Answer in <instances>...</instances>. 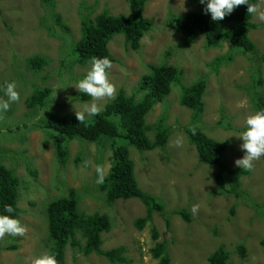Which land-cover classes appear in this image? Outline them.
<instances>
[{
  "label": "rangeland",
  "instance_id": "rangeland-1",
  "mask_svg": "<svg viewBox=\"0 0 264 264\" xmlns=\"http://www.w3.org/2000/svg\"><path fill=\"white\" fill-rule=\"evenodd\" d=\"M54 1V12L70 29L67 33L56 24L42 0H0V86L15 80L21 95V100L0 116V163L19 179L18 218L27 228L24 236L6 235L0 239V264H31L34 257L48 252L46 204L58 197L75 199L85 214H107L112 227L102 234V250L125 248L126 262L111 263L96 254L85 256L67 245L66 264H156L150 254L154 244L152 226L158 231L157 242L166 244L171 264H208L207 256L219 246L228 252L231 264H264V247L260 245L264 238V206H260L264 204V157L254 161L250 174L241 179L245 193L238 197L222 193L213 181L215 167L198 163L195 147L182 130L190 121L191 111L179 105L180 85H173L170 94L146 116L147 125L161 115L166 117V126L171 130L165 152L155 149L139 153L132 147L128 151L139 188L160 199L167 212L186 209L189 223L170 215L166 225L163 217L154 213L152 221L139 231L134 222L145 215V206L137 199L108 204L97 188L96 166H111L110 142L105 140L99 146L66 140L35 126L50 113H75L74 108L79 110L82 102L91 101L71 86L89 68V61H75L71 49L81 37V14L91 18L103 10L113 15L128 14L127 0ZM255 5L258 13L251 18L255 27L250 28L248 37L264 54V20L259 18L264 13V0ZM197 7L195 0H145L143 13L152 20L153 27L135 51L120 34L110 40L108 49L114 58L110 78L117 91L122 88L136 98L141 96L136 94L138 82L150 64L166 61L181 68L185 86L203 78L204 112L197 126L214 140L230 142L223 161L236 168L235 161L243 158L244 152L242 141L232 136L243 130L245 118L254 112L249 98L252 90L264 92V60L245 55L228 43L205 49L202 36L187 44L182 34L173 31L169 15L185 14ZM224 54L231 55L232 60L219 66L211 64L216 56ZM35 55L46 61L39 70L28 63ZM256 73L263 86L257 85ZM36 86H48L52 92L45 107L29 109L26 100ZM113 98L96 103L102 109ZM221 108L225 123H230L233 130L217 125ZM148 136L151 138V133ZM178 138L183 140L180 147L175 143ZM54 141L67 146L63 164ZM109 168H105L106 174ZM193 205H199L196 213L192 212ZM10 245L16 248L7 249ZM237 245L245 248V256L236 251Z\"/></svg>",
  "mask_w": 264,
  "mask_h": 264
},
{
  "label": "trees",
  "instance_id": "trees-1",
  "mask_svg": "<svg viewBox=\"0 0 264 264\" xmlns=\"http://www.w3.org/2000/svg\"><path fill=\"white\" fill-rule=\"evenodd\" d=\"M257 1L249 0V3L256 4ZM42 2L54 16L56 24L65 33L69 32L70 29L64 24L60 15L54 12L55 1L42 0ZM195 2L198 6L196 10L185 14L169 15L173 31L182 34L187 44L202 36L205 49L228 43L245 55L264 60V54L258 52L255 43L248 37V31L255 25L251 22L252 14L248 13L247 5L236 7L222 21L214 22L210 14L204 13V6L199 3V0ZM127 3V15H113L107 10H103L92 18L81 14V37L71 47L73 54L76 55L77 63L84 64L94 56H107L114 62L108 44L115 35L119 34L123 36L125 44L131 50L139 49L141 39L152 29L153 22L144 16L145 0H127ZM231 60V55L224 54L216 56L211 64L219 66ZM28 63L32 69L39 70L46 61L42 56L35 55L28 59ZM147 70L148 72L140 78L136 88V94L141 95L138 98L135 94L127 95L124 89L120 88L115 97L103 106L99 115L90 117L83 123L78 121L75 113H50L41 119L38 125H35L66 140L78 139L99 146L103 145L105 140L110 142L111 166L104 183L98 184L97 188L104 194L108 204L117 200L137 199L145 206V215L134 222L139 231L152 221L154 213L163 217L166 225H169L170 215L180 216L185 222H191L190 214L186 209H174L167 212L160 199L139 188L135 178L134 163L128 151V148L132 147L139 153L155 149L165 152L171 130L166 126V117L161 115L152 125H147L146 116L157 103L163 102L170 94L173 85H180L181 88L179 105L191 111L190 121L186 126L183 125L182 130L195 147L198 163L215 167L212 177L219 190L228 195L240 196L245 193L241 189V179L250 174L249 170L230 167L223 161L224 152L230 148L229 141L214 140L197 126L204 112L205 80L200 78L190 86L182 85L183 70L166 61L157 65L150 64ZM256 83L263 86L258 73H256ZM252 91L249 98L253 110L264 108V92L256 89ZM51 92L52 89L48 86H36L27 97L26 106L29 109H42L46 106ZM81 96L88 98L84 94ZM219 112L218 126L233 130L230 123H225L224 110L221 108ZM148 133H151V138ZM118 141L120 144H117ZM54 142L59 160L63 164L68 155L67 146L59 141ZM18 187L19 179L13 170L0 163V213L5 204H10L15 209L12 215L19 216ZM233 213L232 209L231 214ZM46 222L47 250L56 254L58 264H66L67 245L85 256L96 254L111 263L126 262L123 246L108 251L102 250V234L109 232L112 227L111 218L107 214L97 212L85 214L79 210L75 199L58 197L46 204ZM151 238L154 244L150 254L153 259H156V264H171L166 244L157 242L158 231L154 226L151 228ZM260 245L264 247V238L261 239ZM15 248V245L7 247V249ZM1 250L0 248V252ZM236 251L241 256H245V248L242 245H237ZM206 260L208 264H231L228 252L222 246L212 251Z\"/></svg>",
  "mask_w": 264,
  "mask_h": 264
},
{
  "label": "clouds",
  "instance_id": "clouds-1",
  "mask_svg": "<svg viewBox=\"0 0 264 264\" xmlns=\"http://www.w3.org/2000/svg\"><path fill=\"white\" fill-rule=\"evenodd\" d=\"M199 3L204 6V13L210 14L214 22L222 21L240 5H247L248 13H258V6L249 3V0H199ZM259 18L264 20V13H260ZM112 68L113 62L109 57L94 56L89 61V68L86 74L71 85L79 93H83L85 96L91 98L90 102H82L79 110L74 108L76 118L80 123L100 114L102 109L96 101L115 97L117 87L110 78V70ZM17 88L18 84L15 80L5 81L0 86V92L3 93V95H0V116L8 112L13 103H18L21 100V95ZM223 129L227 130L225 128ZM232 137H237L242 141L240 148L244 152L243 158L235 161L236 168L252 170L253 162L264 157V108L255 110L247 115L243 130L234 134ZM175 143L177 147L182 146V138H178ZM87 166L88 162L85 161L84 167ZM106 167L110 166H96L97 184L104 183ZM198 209L199 205H193L192 212L196 213ZM14 212L15 209L12 205L5 204L3 206L2 213H0V239L6 235L9 237L24 236L27 232V228L21 220L12 215ZM31 264H58V260L54 252H44L34 257Z\"/></svg>",
  "mask_w": 264,
  "mask_h": 264
}]
</instances>
